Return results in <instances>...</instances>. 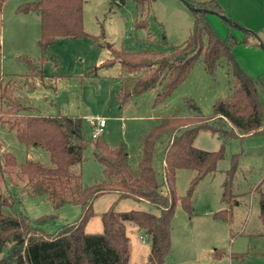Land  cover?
I'll return each instance as SVG.
<instances>
[{
	"label": "rangeland",
	"instance_id": "374dc122",
	"mask_svg": "<svg viewBox=\"0 0 264 264\" xmlns=\"http://www.w3.org/2000/svg\"><path fill=\"white\" fill-rule=\"evenodd\" d=\"M26 1L30 0H8L0 11V80L6 82L29 72L28 64L21 57L37 62L44 54V77L36 78L31 89L24 84V79H17L25 86L15 92L16 99L31 106L33 113L80 117L89 134L92 126L88 118L105 119L107 126L101 137L109 145L124 142L133 168L141 155L140 136L158 124L163 116L195 114L189 100L197 103L202 114L210 116L216 100L226 98L231 92L234 78L227 60L219 59L215 71L211 72L200 58L186 80L161 102L156 103V99L165 86L167 71L144 93L127 100L118 98V92L127 93L135 80L121 76L118 62L102 66L111 57L107 44L115 49L134 51L139 49L138 40L148 37L149 32L153 37L165 33L172 44L182 43L190 35L194 20L193 9L183 0H154L149 13L145 14L149 22L147 29H134L138 15L132 2L111 7L109 0H85L84 27L98 37L100 44L89 39L61 38L44 52L38 42L41 33L38 13L17 12V7ZM217 1L225 10V17L216 13H208L207 17L218 35L231 34L239 40L234 53L243 70L255 81L264 115V45L242 42L247 35L246 29L264 41V0ZM227 18L240 27L227 22ZM0 118V141L19 163L35 160L52 165L50 153L44 147L19 141L17 132L3 123L10 117L1 110ZM169 139L170 134L165 133L154 150L153 163L160 183L163 182V156ZM224 144L227 154L217 164V170L195 186L192 214L184 209L180 198L191 188L196 171L187 168L177 171L175 188L179 200L172 220L168 264H264V223L260 217L258 191L264 190V134L225 142L218 134L201 130L194 142L197 148L207 151H216ZM234 154H238L232 189L235 195L230 199L231 219L223 221L215 218L214 213L226 208L222 195ZM85 156L87 159L72 171L81 173L88 184L102 180L104 169L94 156L92 143ZM0 191L13 202L11 207L4 208L6 213L25 215L34 226L48 233L82 214L77 204L53 203L42 192L31 194L13 173L0 178ZM112 204L117 210H147L159 214V209L149 202L118 200L115 193L105 194L94 202L95 214L85 227L87 233L103 232L101 216ZM127 233L131 247L127 264H146L151 241L134 223H127Z\"/></svg>",
	"mask_w": 264,
	"mask_h": 264
},
{
	"label": "trees",
	"instance_id": "16d2710c",
	"mask_svg": "<svg viewBox=\"0 0 264 264\" xmlns=\"http://www.w3.org/2000/svg\"><path fill=\"white\" fill-rule=\"evenodd\" d=\"M7 1L0 0V11ZM84 1L30 0L21 3L17 12L38 13L41 25L38 42L42 52L61 38L89 39L100 44L98 37L84 27ZM153 1L109 0L111 7L129 2L135 5L138 18L134 29L149 27L145 14L149 13ZM183 1L193 9L194 20L190 35L182 43L172 44L165 33L153 37L149 32L148 37L138 40L139 49L134 51L115 49L112 44H107L111 57L102 66L118 62L122 68L121 76L135 80L127 93L118 92V98L127 100L144 93L167 71L165 86L156 99V103L161 102L186 80L200 58L211 72L215 71L218 60L225 58L234 82L230 94L216 100L210 116L202 114L197 103L189 100L195 114L163 116L158 124L143 133L139 139L141 155L136 168L130 162L124 142L109 145L101 136L93 138L85 130L80 117L33 113L31 106L16 99L17 90L25 85L31 89L36 78L44 77V54L37 62L21 57L28 64L29 72L6 82L0 80V110L10 117L3 123L17 132L22 143L44 147L52 161L50 166L35 160L19 163L0 141V178L13 173L31 194L42 192L53 203L71 202L82 209L79 218L48 233L34 226L25 215L6 213L4 208L11 207L13 202L0 191V264H127L131 253L127 233L129 222L142 229L151 241L148 264H168L172 220L179 200L175 188L177 171L181 168L196 171L191 188L180 198L184 209L192 214L196 184L214 173L217 164L227 154L225 144L216 151L197 148L194 142L199 131H211L225 142L264 134L263 105L255 81L243 70L234 53L239 40L231 34L227 37L218 35L207 17L208 13H216L224 18L225 10L217 0ZM229 23L240 27L236 22ZM246 32L242 42L264 45L258 34L247 29ZM20 78L24 79L25 85L18 83ZM165 133L170 134V139L164 151L163 182L160 183L153 160L156 144ZM90 143L94 156L103 166L105 177L88 184L83 181L82 174L74 173L72 168L87 159L85 151ZM231 163L222 195L226 208L214 213L215 218L223 221L231 219L230 199L235 195L232 189L238 154L232 156ZM258 191L260 217L264 223V190ZM110 193L117 194L118 200L149 202L159 209V214L147 210H117L112 204L101 216L103 232L87 233L85 227L95 214V200Z\"/></svg>",
	"mask_w": 264,
	"mask_h": 264
},
{
	"label": "built area",
	"instance_id": "2783aa9c",
	"mask_svg": "<svg viewBox=\"0 0 264 264\" xmlns=\"http://www.w3.org/2000/svg\"><path fill=\"white\" fill-rule=\"evenodd\" d=\"M87 122H89L90 125L92 126L91 135L93 138H98L99 136H101L107 124L106 120L103 118L95 119V120L88 118Z\"/></svg>",
	"mask_w": 264,
	"mask_h": 264
},
{
	"label": "crops",
	"instance_id": "0c3cea01",
	"mask_svg": "<svg viewBox=\"0 0 264 264\" xmlns=\"http://www.w3.org/2000/svg\"><path fill=\"white\" fill-rule=\"evenodd\" d=\"M106 126H107V124H106ZM106 128V127H105ZM149 256V255H148ZM146 264H148V257L146 258Z\"/></svg>",
	"mask_w": 264,
	"mask_h": 264
},
{
	"label": "water",
	"instance_id": "95a60500",
	"mask_svg": "<svg viewBox=\"0 0 264 264\" xmlns=\"http://www.w3.org/2000/svg\"><path fill=\"white\" fill-rule=\"evenodd\" d=\"M226 20H227V21H229V22H231V20H230V19H228V18H227Z\"/></svg>",
	"mask_w": 264,
	"mask_h": 264
}]
</instances>
